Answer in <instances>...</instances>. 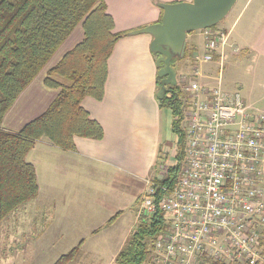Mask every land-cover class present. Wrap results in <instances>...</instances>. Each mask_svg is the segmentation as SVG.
Returning <instances> with one entry per match:
<instances>
[{"label": "crops", "instance_id": "obj_1", "mask_svg": "<svg viewBox=\"0 0 264 264\" xmlns=\"http://www.w3.org/2000/svg\"><path fill=\"white\" fill-rule=\"evenodd\" d=\"M105 1L108 13L114 19L115 31L129 35L117 42L108 61L103 99L86 97L82 102L90 118L102 127L103 137L75 136L72 150H63L46 138L39 140L26 158L35 168L39 195L32 202L33 206L26 204L18 209L21 213L31 209L33 221L20 227L19 222L30 219L25 214L23 220L20 219L22 214L18 215V210L11 216L18 220L16 230L25 229L24 234L27 230L37 231L38 239L52 229L54 218L55 230L61 237L78 238L76 245L71 244L65 249L67 253L77 246L86 247L87 238L107 232L112 219L118 222L133 204L138 206L148 181L158 175L157 159L164 147H171L173 134L172 111L163 108L158 98V68L150 48L153 37L134 35V32L159 22L162 17L159 4L192 0ZM223 22L221 30L229 35L224 59L204 66V74L213 79L206 73V70H213V65H218L219 71L224 72L231 65L249 62L258 74L264 75V0H238ZM77 29L7 113L3 122L5 130L20 131L55 100L60 90L47 87L44 80L48 71L83 40L82 27L80 31ZM200 35L203 38L202 31ZM189 39L193 53L204 52V38L199 42L191 33L187 41ZM232 46L240 51L234 52ZM202 81L211 84L212 80ZM173 136L176 142V136ZM136 217L137 212L135 224ZM132 233L127 232L123 243L114 251V258ZM89 250H92L90 253L99 252L93 246ZM113 262L110 264H115Z\"/></svg>", "mask_w": 264, "mask_h": 264}, {"label": "built area", "instance_id": "obj_2", "mask_svg": "<svg viewBox=\"0 0 264 264\" xmlns=\"http://www.w3.org/2000/svg\"><path fill=\"white\" fill-rule=\"evenodd\" d=\"M202 34L204 52L183 60L177 73L184 131L178 176L171 184L165 174L177 165L175 149L148 181L137 225L163 221L149 264H264V112L224 91L222 70L215 85L202 81L213 80L203 67L222 61L229 43L225 31Z\"/></svg>", "mask_w": 264, "mask_h": 264}, {"label": "trees", "instance_id": "obj_3", "mask_svg": "<svg viewBox=\"0 0 264 264\" xmlns=\"http://www.w3.org/2000/svg\"><path fill=\"white\" fill-rule=\"evenodd\" d=\"M79 26L83 40L48 71L44 80L47 87L60 90L55 100L20 131L5 130L7 113ZM127 35L115 31L105 0H0V224L39 195L35 168L26 159L39 140L46 138L63 150H72L75 136L103 137L102 127L90 118L82 102L86 97L103 99L108 61L117 42ZM191 57L187 48L185 58L173 61V66L177 68ZM158 81L161 88L162 79ZM168 88L160 104L172 111V132L179 137L177 165L165 169L167 182L172 184L184 149L183 102L178 86ZM168 158L167 153L164 157L159 154L158 172L164 165L160 160ZM162 222L159 217L149 224H138L117 255L116 264H149L151 244L163 230ZM80 253L81 246H77L54 264H70ZM205 264L225 263L207 260Z\"/></svg>", "mask_w": 264, "mask_h": 264}, {"label": "rangeland", "instance_id": "obj_4", "mask_svg": "<svg viewBox=\"0 0 264 264\" xmlns=\"http://www.w3.org/2000/svg\"><path fill=\"white\" fill-rule=\"evenodd\" d=\"M224 24L225 22L219 23L216 29L221 30ZM78 28L77 30L80 31L81 27L79 26ZM192 34L198 38L199 42H203V38L200 35L201 31H196ZM191 43V39H189L187 41V48L189 55L191 54V58H193L194 53L190 48ZM191 58L187 60L190 61ZM213 66V70H206V73L213 77L211 83L215 85L217 79L220 77V71L218 65ZM176 70L179 75L180 71H183V68H180L179 64ZM258 73L253 68V63L244 62L243 65H231L222 74V86L224 91L228 93L239 92L249 106L264 112V75ZM171 138V147H164L160 151V157H164L166 153L174 155L175 149H178L173 134ZM177 139H179L178 136H176V141ZM160 161L162 162L163 160L161 159ZM141 199L142 197L139 198L138 206L133 204V207L131 206L130 210L126 211L125 215L118 222H116V219L110 222L111 226L107 229V232L101 233L96 238H87L89 241L86 247L81 249V253L70 264H110L113 260V263L116 264L114 251L123 243L127 232L129 230L130 232H134L137 228V221L135 224L134 220L141 204ZM27 206H33V203H28ZM17 212L18 215L22 214L19 217L20 219L23 220V214L30 219L26 222H19L18 226H24L27 222L32 223L34 214L31 213V209H28L25 213H21L20 210ZM11 216L0 224V264H53L61 255L67 253L64 251L69 245H76L75 243L78 238L76 240L74 238H63L58 234V231L54 227L56 223L54 218H52V229L50 228L43 238L38 239L39 235L36 236V233L38 234L39 232L37 231L27 230L28 232L24 234L25 229L16 230L15 226L17 224L15 222H18V220H13L14 217L11 218ZM91 246L95 247L99 252L90 253L92 251L89 250ZM36 250L39 252L37 253Z\"/></svg>", "mask_w": 264, "mask_h": 264}, {"label": "water", "instance_id": "obj_5", "mask_svg": "<svg viewBox=\"0 0 264 264\" xmlns=\"http://www.w3.org/2000/svg\"><path fill=\"white\" fill-rule=\"evenodd\" d=\"M238 0H192L176 4H159L163 11L161 21L134 32L153 37L151 51L158 56V77L162 79L158 93L163 100L168 87H177V70L173 61L185 58L188 35L213 28L232 11Z\"/></svg>", "mask_w": 264, "mask_h": 264}]
</instances>
